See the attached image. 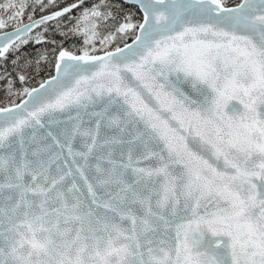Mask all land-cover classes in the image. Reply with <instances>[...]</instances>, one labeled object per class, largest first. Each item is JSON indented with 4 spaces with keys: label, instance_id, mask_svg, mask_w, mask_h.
<instances>
[{
    "label": "snow or ice",
    "instance_id": "snow-or-ice-1",
    "mask_svg": "<svg viewBox=\"0 0 264 264\" xmlns=\"http://www.w3.org/2000/svg\"><path fill=\"white\" fill-rule=\"evenodd\" d=\"M0 65V264H264V0H0Z\"/></svg>",
    "mask_w": 264,
    "mask_h": 264
},
{
    "label": "trees",
    "instance_id": "trees-1",
    "mask_svg": "<svg viewBox=\"0 0 264 264\" xmlns=\"http://www.w3.org/2000/svg\"><path fill=\"white\" fill-rule=\"evenodd\" d=\"M89 2H91V0H89ZM228 2L231 4V3L238 2V0H228ZM74 42H76L75 41V38H73L72 40L68 41L66 46H70ZM38 50H40V49H34L33 46L29 45L28 47H26L24 49V52L26 54L34 57L36 55V51H38ZM7 66L9 68H11L10 63ZM2 67H3V65H0V68H2ZM48 71H49V69L46 66H42L39 69V74L38 75H36L35 73H33V77H34L33 83H35V81L40 80L41 78L47 76ZM19 86L20 85L17 84V87H19ZM4 103H6L5 98H4V92H3L2 86H0V104H4Z\"/></svg>",
    "mask_w": 264,
    "mask_h": 264
}]
</instances>
